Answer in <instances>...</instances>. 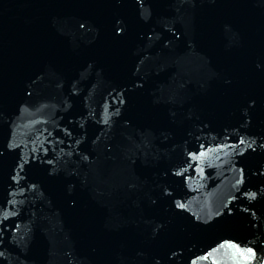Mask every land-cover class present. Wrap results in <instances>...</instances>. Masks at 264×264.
<instances>
[{"label": "water", "instance_id": "obj_1", "mask_svg": "<svg viewBox=\"0 0 264 264\" xmlns=\"http://www.w3.org/2000/svg\"><path fill=\"white\" fill-rule=\"evenodd\" d=\"M225 241L237 247L220 248ZM249 247L255 264H264V0L253 8L182 264H246Z\"/></svg>", "mask_w": 264, "mask_h": 264}, {"label": "snow or ice", "instance_id": "obj_2", "mask_svg": "<svg viewBox=\"0 0 264 264\" xmlns=\"http://www.w3.org/2000/svg\"><path fill=\"white\" fill-rule=\"evenodd\" d=\"M81 27H83V25H81ZM117 111H118V110H117ZM105 123H107V120L105 121ZM240 143H244V140L241 139V140H240ZM199 155H200V156H205L206 153H205V152H200ZM22 159H23V158H22ZM31 162H35V161L30 157L29 160L24 161V162L21 163L18 167H19L21 170H23L24 167H25V165L28 164V163H31ZM41 162H43V161H41ZM46 162H47L49 165H52V164H53V161H52L51 159H47ZM178 175H182V174H181V173H178ZM17 176H19L21 179H25V178H26V177H24V176L21 174V172H17V173H16L15 175H13V177H12V179L15 180L17 184L20 183V181L17 180ZM31 187H32L33 189H35V188H36V185H35V184H32ZM250 195L254 198V197L256 196V193H251ZM177 207H179L180 209H183V208H184V204L180 203V204L177 205ZM4 219H8V217L5 216ZM225 246L232 247V248H236V247H237L236 244H234V243H230V242H227V241L222 242V243L219 245L220 248H223V247H225ZM2 255H3V253L0 252V256H2ZM244 255H245V259H246V264H255V260H254V258H255V256H256V252H255V250H254L253 248H251V247L247 248V249L245 250V252H244ZM209 256H211V252H208V254H207L206 256L201 257V259L207 260ZM193 264H195V261H193Z\"/></svg>", "mask_w": 264, "mask_h": 264}]
</instances>
